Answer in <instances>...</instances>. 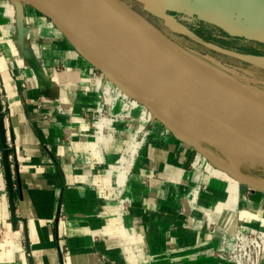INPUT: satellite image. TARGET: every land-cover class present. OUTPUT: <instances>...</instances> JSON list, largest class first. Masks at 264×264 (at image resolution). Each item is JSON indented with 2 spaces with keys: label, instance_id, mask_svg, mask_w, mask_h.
<instances>
[{
  "label": "crops",
  "instance_id": "0c3cea01",
  "mask_svg": "<svg viewBox=\"0 0 264 264\" xmlns=\"http://www.w3.org/2000/svg\"><path fill=\"white\" fill-rule=\"evenodd\" d=\"M207 1L160 0L193 40L264 59V0ZM174 11L198 15L200 27ZM101 74L27 0H0V96L14 163L10 191L1 147L0 264H233L218 253L234 246L240 225L264 230V191L234 182L138 107L114 122L99 152L92 114ZM142 126L134 165H116ZM11 196L24 240L8 221Z\"/></svg>",
  "mask_w": 264,
  "mask_h": 264
},
{
  "label": "water",
  "instance_id": "95a60500",
  "mask_svg": "<svg viewBox=\"0 0 264 264\" xmlns=\"http://www.w3.org/2000/svg\"><path fill=\"white\" fill-rule=\"evenodd\" d=\"M27 1L49 18L107 78L129 97L144 104L178 138L248 188L264 191V179L235 170L225 160L204 149L206 144L217 150H248L264 159L263 99L241 89L233 90L225 75L218 73L200 54L157 31L119 0ZM139 87L181 102L189 110L210 119L232 138L217 137L171 114L146 98ZM233 142L242 145L235 146ZM0 144L12 191L11 150L6 142L1 100ZM10 200L14 213L13 196Z\"/></svg>",
  "mask_w": 264,
  "mask_h": 264
},
{
  "label": "bare ground",
  "instance_id": "6f19581e",
  "mask_svg": "<svg viewBox=\"0 0 264 264\" xmlns=\"http://www.w3.org/2000/svg\"><path fill=\"white\" fill-rule=\"evenodd\" d=\"M119 1L123 5H125V7H127L130 11H132L134 14H136L139 18H141L143 21H145L147 24H149L151 27L155 28L157 31H160L157 27H155L153 24H151V22H149L147 20V18H144L143 16L138 14L135 11V9L132 7V4L127 5L123 1H121V0H119ZM209 2H208V5L210 4ZM201 56L209 65H211L215 70H217L218 73H223L225 75L224 77L227 79V81L229 80L230 83H232L231 88L233 90L236 91L237 89H241L244 92H246V94L251 93L254 96H257V97L264 100V89L257 87L256 85L253 84L255 82L264 83V80H259L257 75L248 71L247 69H244V68L239 67L237 65L230 64V63H228V62H226V61H224V60H222V59H220L217 56H214L212 54H201ZM91 58H93V57L91 56ZM221 78L225 80V78H223V77H221ZM263 78L264 77H262V79ZM258 84H260V83H258ZM95 86H96V91L99 94L98 95L99 100H100V96L104 97V100H103L104 102L108 101V102H111L112 104L113 103L117 104L119 100H123L124 101V104L122 107L123 110H126L125 109L126 107H128V110L130 108L138 107L141 109L140 117H143L145 119L147 118V119H153L156 121L157 120L161 121L159 118H157V116L152 111L147 109L146 106H144V104L140 103L136 99L129 97L125 92H123L114 82H112L104 74L103 75L101 74L95 78ZM103 89H106V93H105V91H103ZM138 90L146 98L155 102L156 104H158L159 106H161L165 110L169 111L171 114L178 116L182 120H184L190 124H193V125L201 128V129H203V130L210 131V132H212V134H214L217 137L225 138L228 140L230 138H232L231 135H229L228 133L223 131L222 128H220L217 124L213 123L210 119H208L207 117H205L204 115H202L200 113L189 110L185 105L181 104V102H178V101L173 100V99L163 98V97L159 96L158 94L152 92L151 90H149L147 88L139 87ZM99 100H98V102H100L99 107H102L103 102L99 101ZM122 109L120 111H117L116 113H119L122 115V111H123ZM128 110H127V112H128ZM110 123H111V119L109 117H106V116L101 117L100 119H98L94 123L96 131H94L92 135H93V140L96 144V148L99 152H101L102 149L104 148V143H105L107 136H108V132L106 133L103 130L107 126H109ZM163 125H165V124L163 123ZM233 144L235 146H241L242 145V144L236 143V142L235 143L233 142ZM134 149L135 148H133V152H134ZM204 149L207 152H210V153L222 158L223 160H225L226 163H228L235 170L240 171V170H242L241 167L254 168V170L258 169V167H261L264 170V159L258 157L252 151L244 150L241 152H234V151L224 150L227 155H226V157H222L219 153L211 151L205 145H204ZM131 155H132V153L130 154V156ZM201 155L203 158L208 159L204 154H201ZM121 161L123 162L121 164L122 166H128L130 164V159L128 158L127 160H125V155H124L123 160H121ZM116 180H117V182L122 183L123 177L118 176L116 178ZM233 181L237 182V183L239 182L236 178H234ZM239 183H241V182H239ZM244 186H246V185H244ZM121 208H123V207L121 206ZM14 230L16 232L19 231V230H16L15 227H14ZM10 245H11V243L9 242V247H10Z\"/></svg>",
  "mask_w": 264,
  "mask_h": 264
},
{
  "label": "rangeland",
  "instance_id": "374dc122",
  "mask_svg": "<svg viewBox=\"0 0 264 264\" xmlns=\"http://www.w3.org/2000/svg\"><path fill=\"white\" fill-rule=\"evenodd\" d=\"M121 1H123L127 5L132 4V7L135 9V11L138 14H140L144 18H147V20L149 22H151V24H153L155 27H157L162 33L166 34L168 37H170L174 41L178 42L179 44L185 46V48H188V49H190V50H192V51H194L200 55L201 54H212L214 56H217L218 58H220V59H222V60H224L230 64L237 65L239 67L247 69L248 71L257 75L259 80H264V78L262 79V77H264V59L263 58H259V59L257 58V59H252L251 61H248V60H242V59H239L236 57H232L229 55L226 56V54L224 52L216 50L217 48H215L211 44L210 41L200 43V42L193 40L190 36L186 35L184 32H182L179 29V26L176 25V23L172 17L165 16L162 9L165 8L166 5H165V3H161L160 0H150L151 3H154L153 4V7H155L154 11L151 10L147 6L146 0H121ZM164 2H165V0H164ZM176 5H178V3ZM182 7H178V8H182ZM167 13H169V11H167ZM170 14H172L176 20L180 19V20L186 21L189 24V26L192 28H195V27L199 28L200 27V25H199L200 19H199L198 15H189V14L175 12V11L171 12ZM202 16H204L208 19H213V20L216 19V21L218 20V18H216V17L210 18V17L205 16L203 14H202ZM218 22L221 23L220 20H218ZM12 32L15 33L14 28H13ZM258 83H260V84H258ZM253 84L256 85L257 87L264 89V83H262V82H255ZM0 99H1V96H0ZM205 146L208 149H210L211 151L219 153L222 157H226V155H227L224 150H217V149L210 147L209 145H206V144H205ZM241 169L243 170V172H245L246 174H248L250 176H253V177L258 178V179H264V170L261 167H258V169H255V170H254V168H246V167H241ZM232 180H233V178H232ZM14 213H16V210ZM14 213L12 212V210L10 208L9 214H8V221H10L12 232L18 233L20 235V238L22 240H24V231H25L24 229H25L26 224H25V222H22V221L19 222V219H17L15 217V215H17V213L15 215H14ZM21 224H22V227H21ZM14 227L16 228V230H19V231L16 232L14 230ZM4 230H5V228L3 227V221L0 220V238L5 236ZM9 242L12 243L11 241H7L6 244L4 245V247L8 248ZM23 247H24V252L26 253L27 259L30 262H32L33 257H32L31 248L26 246L25 241L23 242Z\"/></svg>",
  "mask_w": 264,
  "mask_h": 264
},
{
  "label": "built area",
  "instance_id": "2783aa9c",
  "mask_svg": "<svg viewBox=\"0 0 264 264\" xmlns=\"http://www.w3.org/2000/svg\"><path fill=\"white\" fill-rule=\"evenodd\" d=\"M103 91H105L106 93V89H103ZM0 100L3 106V99L1 98ZM103 100L104 97L100 96L99 101L103 102L102 107H99L100 102H98L96 108L93 111L92 119L94 124L98 119H100L103 116L109 117L111 119V123L103 130L107 133L113 129V125L116 120L130 118L132 115L127 112L128 107L125 108L126 110L122 109L123 110L122 115L116 113L117 112L115 110L116 104L114 103L112 104L111 102L108 101L104 102ZM145 120L151 121L153 119L146 118ZM94 131H96V128L94 129ZM146 131L147 129L142 126L140 128V131L136 134L135 139L128 144V148L125 150V154H124L125 160H127L128 158L130 159V166L134 165L138 153V143L140 142L142 136L146 133ZM6 142L8 144L9 149L11 150L12 140L7 130H6ZM133 148H135L134 152H133ZM131 153L132 155L130 156ZM0 154H1V144H0ZM9 163H10L11 173L13 174L14 163L12 158V152L9 153ZM122 163L123 162L120 159L117 161L116 165L121 166ZM120 204H122V207L125 209L126 200L124 198H120ZM11 210H12V206H11ZM14 212H15V205H14ZM15 217L19 219V222H21V219L18 218L17 215H15ZM263 254H264V230L261 228L240 225L234 232V246L227 250L220 251L218 253V256L229 262H232L233 264H261L263 259Z\"/></svg>",
  "mask_w": 264,
  "mask_h": 264
}]
</instances>
